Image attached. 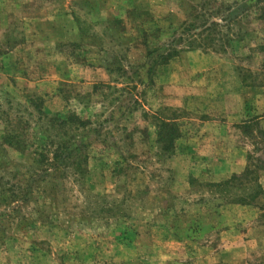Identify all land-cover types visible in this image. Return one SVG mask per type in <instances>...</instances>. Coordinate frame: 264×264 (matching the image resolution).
Wrapping results in <instances>:
<instances>
[{"label": "rangeland", "instance_id": "rangeland-1", "mask_svg": "<svg viewBox=\"0 0 264 264\" xmlns=\"http://www.w3.org/2000/svg\"><path fill=\"white\" fill-rule=\"evenodd\" d=\"M11 56L23 85L0 86V264H264V0H0V64ZM197 56L227 61L216 81ZM31 100L85 122L77 166L55 168L32 135L4 143L8 126H50ZM237 113L255 177L217 188L245 170L211 181L203 141H185Z\"/></svg>", "mask_w": 264, "mask_h": 264}, {"label": "crops", "instance_id": "crops-1", "mask_svg": "<svg viewBox=\"0 0 264 264\" xmlns=\"http://www.w3.org/2000/svg\"><path fill=\"white\" fill-rule=\"evenodd\" d=\"M196 51L187 52L186 55L196 56ZM13 53L11 52V55ZM220 65H227V61L221 58H204L201 56H197L194 59L192 67L194 71L206 72L204 78L207 80H217L215 78L216 73L215 70H219ZM189 67V65H187ZM214 68V69H213ZM210 70L214 73H211ZM0 86H8L12 87L15 90H18L19 85H23V80L20 82L18 75L20 73L19 63L16 59L11 56V61L8 63V60H2L0 64ZM217 77V76H216ZM11 78V79H10ZM14 80V81H13ZM26 79L24 83L28 82ZM31 81H29L30 83ZM30 86V85H29ZM215 86V85H213ZM219 88L221 86L219 85ZM226 97H231V109L235 108L234 106H238V92L235 91L230 93L229 95L225 92ZM238 113L235 116L230 117L227 114L226 119L224 120L223 116H215L214 114L205 116L202 124H200L195 130L193 137L187 139L185 142H190L193 140L195 144V151L200 147L201 140L204 143L202 147L204 151L207 152L205 160L207 161V165L209 166L207 177L211 179V181H221L227 179L233 173H241L246 169L247 165V154L248 148L246 145L242 144L241 141V130L237 123L240 120H237ZM233 119V120H232ZM264 116H258L257 120H261L263 122ZM237 125V126H236ZM182 137H180L179 141H181ZM205 138H208V144L205 143ZM212 143V144H211ZM193 151V150H192ZM232 247V246H231ZM229 246L226 245L225 250L222 253L226 252V249L229 250Z\"/></svg>", "mask_w": 264, "mask_h": 264}, {"label": "trees", "instance_id": "trees-1", "mask_svg": "<svg viewBox=\"0 0 264 264\" xmlns=\"http://www.w3.org/2000/svg\"><path fill=\"white\" fill-rule=\"evenodd\" d=\"M198 18L199 17L198 16L196 17L195 15V19L198 20ZM185 25L186 26L184 28V31L188 32V36H190L191 32L194 29H196L197 25L199 24H196V22H187ZM204 25L205 24L200 25V26H204ZM213 25L217 26V23L213 22ZM213 39L214 38H211L212 41ZM200 47H201L200 44L198 45L190 44L188 46V49L192 50V49H197ZM164 57L165 55L163 56V58ZM37 101L31 100L34 106V109L36 110L38 114L39 122H44L45 120L50 126H47V128L45 129L41 127L42 129L39 128L38 131L28 130V126H30L28 124H26L25 127L19 128V129H17L18 127L8 126V128L5 129L3 141L9 146L17 147L21 150H24L27 148V139H28L27 136L29 137H31V135L34 136V142H33L34 146L33 147H35L37 150L40 151L39 154L47 152L48 149L49 151H51L50 149L51 146L55 147L54 151H52V159H53L54 167L58 169L62 165H67V162L68 163L71 162L72 158H74L75 151L78 150V146L76 145V143L73 145V142H76V140L74 139V134L77 133L76 132L77 128L81 126L83 127V124H85V122H83L81 118H79L74 113H68L65 116L48 114L41 108L40 103ZM166 129L168 133H171V136L176 135L177 133V130L172 126L171 123H169L168 120L164 121L160 128L161 132ZM49 130H54L56 132L55 135L58 137L57 141L53 140L52 133L47 134V131ZM34 132H35V135H34ZM164 139H168L167 133L164 135ZM78 155H80L79 157L82 156L81 154H78ZM78 163L79 162H76V160L71 162L73 166L74 165L77 166ZM76 166H75L76 170L80 169L78 167L76 168ZM253 173L254 171L250 168V165H249L247 166L245 171L242 172L241 174H234L232 178H230L229 180H226L225 182H221V183L217 182L215 183V185L214 184L213 185L216 186L217 188H222V189H224V187L227 188L228 186L231 187L230 184L233 186L243 185L245 181L254 179L255 175L253 176ZM6 192H8L9 194V198H6V199H12V201H16L15 198H17L18 195L17 193H15V191L8 189ZM260 193L261 192H258L255 195L257 196ZM238 201H244V199L240 197L238 198Z\"/></svg>", "mask_w": 264, "mask_h": 264}]
</instances>
